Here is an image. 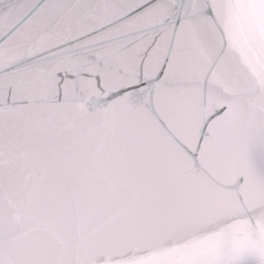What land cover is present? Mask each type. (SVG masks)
Here are the masks:
<instances>
[{
  "label": "snow or ice",
  "instance_id": "6c2138e0",
  "mask_svg": "<svg viewBox=\"0 0 264 264\" xmlns=\"http://www.w3.org/2000/svg\"><path fill=\"white\" fill-rule=\"evenodd\" d=\"M0 264H264V0H0Z\"/></svg>",
  "mask_w": 264,
  "mask_h": 264
}]
</instances>
